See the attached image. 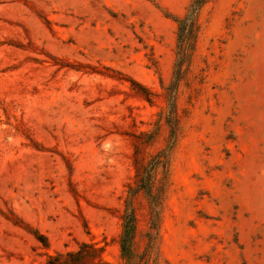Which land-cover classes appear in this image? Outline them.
<instances>
[{"label": "rangeland", "instance_id": "1", "mask_svg": "<svg viewBox=\"0 0 264 264\" xmlns=\"http://www.w3.org/2000/svg\"><path fill=\"white\" fill-rule=\"evenodd\" d=\"M190 2L0 0V264H264V0Z\"/></svg>", "mask_w": 264, "mask_h": 264}, {"label": "trees", "instance_id": "2", "mask_svg": "<svg viewBox=\"0 0 264 264\" xmlns=\"http://www.w3.org/2000/svg\"><path fill=\"white\" fill-rule=\"evenodd\" d=\"M205 0H191L190 5L183 17L178 19V38L181 40L183 32L191 31L198 11L204 4ZM173 86V85H172ZM174 95L171 93L170 98V113L174 112ZM135 229V215L132 210H128L124 214L123 228L120 235L119 243L121 248V254L126 260L131 259V244L133 239V233Z\"/></svg>", "mask_w": 264, "mask_h": 264}]
</instances>
